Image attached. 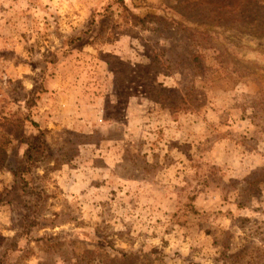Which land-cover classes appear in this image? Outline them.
Instances as JSON below:
<instances>
[{
	"label": "rangeland",
	"instance_id": "1",
	"mask_svg": "<svg viewBox=\"0 0 264 264\" xmlns=\"http://www.w3.org/2000/svg\"><path fill=\"white\" fill-rule=\"evenodd\" d=\"M0 134V264H264V0H0Z\"/></svg>",
	"mask_w": 264,
	"mask_h": 264
},
{
	"label": "trees",
	"instance_id": "2",
	"mask_svg": "<svg viewBox=\"0 0 264 264\" xmlns=\"http://www.w3.org/2000/svg\"><path fill=\"white\" fill-rule=\"evenodd\" d=\"M31 122H32L33 126H35L37 128L39 127V125L37 124V122L35 120H32ZM8 143H9L8 138H6V136L0 134V170L3 169L5 161H6V156H5L6 149H5V147H6V145ZM35 149L39 150L42 153H44V143H42L41 141H38L37 144L33 145L31 143L28 146V148L26 149V152H25L28 162L34 161V158L32 157L34 155H32V154L34 152H36V151H34ZM22 170H24V169H22ZM13 175L14 176L15 175L18 176L19 175V171L18 170L13 171ZM2 203H3V199H2V195L0 194V204H2ZM237 255H239V253H236V256Z\"/></svg>",
	"mask_w": 264,
	"mask_h": 264
}]
</instances>
